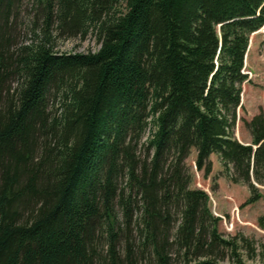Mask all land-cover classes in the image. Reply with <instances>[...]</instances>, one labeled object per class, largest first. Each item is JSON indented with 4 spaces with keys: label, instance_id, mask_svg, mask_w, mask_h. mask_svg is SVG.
Instances as JSON below:
<instances>
[{
    "label": "trees",
    "instance_id": "obj_1",
    "mask_svg": "<svg viewBox=\"0 0 264 264\" xmlns=\"http://www.w3.org/2000/svg\"><path fill=\"white\" fill-rule=\"evenodd\" d=\"M24 1L0 0V264H217L230 244L184 161L217 155L260 197L264 116L249 144L232 127L264 0H33L26 41ZM91 34L96 52H55Z\"/></svg>",
    "mask_w": 264,
    "mask_h": 264
},
{
    "label": "rangeland",
    "instance_id": "obj_2",
    "mask_svg": "<svg viewBox=\"0 0 264 264\" xmlns=\"http://www.w3.org/2000/svg\"><path fill=\"white\" fill-rule=\"evenodd\" d=\"M33 0H25L21 9L17 26V37L20 40L29 39L23 24L33 15ZM99 44L93 34L85 39L70 38L56 40L55 52L58 54H74L96 52ZM242 73L246 80L241 84L240 103L235 111V121L232 127L234 137L242 144L250 143V135L246 127L253 117L264 116V26L250 35L247 50L243 60ZM55 105L50 103V107ZM151 131L148 125L146 133L138 142L136 155L144 160L148 155L147 138ZM196 151L191 149L184 161V175L189 179L188 188L201 190L208 197L207 208L214 219H217V234L220 240L230 246L219 245L214 250L217 264H232L235 258L243 264H264V186L254 184L259 199L247 203L251 193L245 184L231 181V165L227 170L222 166L217 155H211L210 172L197 170L195 165ZM172 219L169 225V235L174 238L179 226V211L171 209ZM120 245V244H119ZM121 249H122V245ZM100 251L105 250L100 246ZM173 264H181L174 257ZM191 264V263H190Z\"/></svg>",
    "mask_w": 264,
    "mask_h": 264
},
{
    "label": "water",
    "instance_id": "obj_3",
    "mask_svg": "<svg viewBox=\"0 0 264 264\" xmlns=\"http://www.w3.org/2000/svg\"><path fill=\"white\" fill-rule=\"evenodd\" d=\"M255 150V148H253Z\"/></svg>",
    "mask_w": 264,
    "mask_h": 264
}]
</instances>
